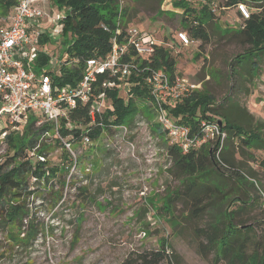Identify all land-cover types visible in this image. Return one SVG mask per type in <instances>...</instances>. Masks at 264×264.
Returning <instances> with one entry per match:
<instances>
[{
  "label": "trees",
  "instance_id": "1",
  "mask_svg": "<svg viewBox=\"0 0 264 264\" xmlns=\"http://www.w3.org/2000/svg\"><path fill=\"white\" fill-rule=\"evenodd\" d=\"M130 1L143 3L142 0ZM147 1L151 3L149 9L154 11L155 18H170L166 17V12L160 8L161 0ZM209 1L211 0H202L200 5L190 6L188 3L193 1L174 0L175 5L183 8L181 29L199 40L195 58L200 55L199 49L209 42L207 26H215L219 18L212 12ZM214 1L219 7L226 8H233L236 2L244 1L252 10L250 16L244 19L243 27L222 30L223 35L241 36L240 43L243 47L246 46L230 61L232 74L241 79L237 87L239 90L243 83H250L255 78L251 72L256 70L258 74L260 70L259 59L253 65L254 62L250 63L247 58L255 53H261L260 57L264 54V0ZM17 2L0 0V16L9 15ZM52 3L64 10L65 17L62 21L65 23V30L71 35L70 43L64 49L66 56L61 60L63 64L59 67L60 74L55 77L56 83L59 86L75 85L83 72L84 60L88 57L104 56L111 48L112 37L121 40L125 35L131 21L128 17L129 7L122 5L121 0H52ZM139 7H134L132 11L141 8ZM104 26L107 29H104ZM46 40L45 35L40 38V42ZM48 57L47 53H41L33 64L42 66ZM71 60L75 63L67 65L66 62ZM141 64L162 69L170 75L176 70L175 56L163 46L156 47L153 54L141 60ZM143 75L144 72H141V75L132 74L125 93L120 92L117 87L106 88L109 104L100 117H97L94 126L87 131L92 140L101 134L111 135L119 131V125H131L132 117L137 111V101L149 102ZM226 99L230 105H217L214 96L202 88L192 91L168 107L171 115L193 129L197 128L201 118L220 121L227 137L218 157L210 145L183 150L176 144H166V156L170 161L167 171L180 181L182 187L168 189L165 201L167 208L173 207L176 202H187L189 212L195 217H200L212 209L213 217L203 227L196 229L199 239L196 249L203 258L212 254L213 264H264V204L261 194V191H264V181L258 183L259 178H256V173L250 167L245 168L242 160H236L234 155H227L240 148L242 157L255 159L250 155L251 149L264 152V121L253 120L254 117L247 109L240 107L239 103L231 100L229 96ZM87 111L88 104H77L69 113L68 122L71 125L65 124L67 120L61 122V135L73 144L80 142L88 127ZM212 114L220 117L215 118ZM99 121L101 124H98ZM32 122L33 119L29 117L21 130L6 135L7 150L0 158V226L8 228L12 225L18 228L15 233L8 231V238L15 245H28L38 233L47 232L48 227L36 221V209L43 203L50 202L52 207L58 204L63 199L65 187L76 190L82 199L89 198L86 193L87 186L82 185V181L86 182L89 178L87 173L81 175L79 185L73 180L68 182L71 175L68 177V156L63 149L60 155L51 160L46 158L48 148H44L41 141L35 150L36 154L45 157L44 160L30 154V149L35 147L40 136L39 131L32 129ZM55 139L60 145L58 138ZM259 166L260 176L264 178V155ZM248 177L253 178V181ZM75 178L77 177L71 176V179ZM248 186L249 192L253 191L251 204L259 201L261 208L259 219L249 223L244 219H236L235 210H231L238 200L243 203L249 200L246 192L242 194L243 189ZM241 195H246L247 198L244 200ZM38 197L41 201L39 205L35 204L34 210V205H29V199ZM209 204L210 208L205 211ZM242 206L237 210H242ZM24 219L26 224H23ZM168 246L167 240L162 238L158 248L139 253L138 257L142 263L154 264L165 259L166 264H175L167 254Z\"/></svg>",
  "mask_w": 264,
  "mask_h": 264
},
{
  "label": "rangeland",
  "instance_id": "2",
  "mask_svg": "<svg viewBox=\"0 0 264 264\" xmlns=\"http://www.w3.org/2000/svg\"><path fill=\"white\" fill-rule=\"evenodd\" d=\"M142 1L136 4L122 0V5L131 10H128L131 21L127 27L134 25L141 30H155L154 36L167 43V49L176 55V65L181 73L200 83V88L195 91L207 89L217 105L223 107L230 105L226 99L229 96L247 109L253 120L264 121V54L260 57L261 53H255L247 58L250 63L254 62L253 65L259 59L260 70L258 74L256 70L251 72L255 78L250 83H243L239 90L241 79L232 74L230 67L233 57L246 47L240 43L241 36L222 34V30H230L240 24L233 10H228L232 13L226 15L229 19L220 13V21L215 26H207L209 42L199 49L200 55L195 58L194 45L179 48L177 53L178 48L175 50V43L170 41L171 35L181 29L183 8L175 5L174 0H161L159 6L166 12L165 16L172 17V20L165 21L168 28L164 30L163 23L145 12L143 5L146 1ZM195 2L200 5L202 0ZM188 4L193 5L191 2ZM39 6L49 16L40 23L41 31L49 36V41L40 49L48 50L60 62L66 56L64 49L70 43L71 35L65 30L63 21L56 23L54 19L63 17L65 12L52 0H42ZM137 6L141 8L132 11ZM158 130L155 112L149 102L137 101V111L128 132L118 139L109 141L112 140L110 135L101 134L84 149L80 142H75L73 146L80 154L78 164L70 174L77 178L71 179L68 173V182L73 180L79 185L81 175L87 173L89 178L82 181V185L87 186L89 198L82 199L76 190L69 187L63 189V199L53 207L49 202L36 209L35 204L40 203V198H30L29 205L36 209V221L48 227L47 232L38 233L28 245H15L8 238V231L15 233L18 228L0 226V264H149L142 263L138 254L158 248L162 238L167 240L169 246L166 251L175 264H213L212 254L203 258L196 249L199 240L196 229L213 217L212 209L195 217L189 212L187 202H176L167 208L165 195L168 189L182 186L167 171L170 166L166 156L168 142L165 134ZM42 142L43 147L48 148L47 158L53 160L61 154V147L55 139L47 137ZM107 142H112V146H106ZM128 142H132L133 147ZM2 147L7 150V144ZM249 152L255 159L242 157L240 148L227 155L242 160L244 167H250L259 178L257 182L261 183L264 178L260 176L259 163L264 152L256 149ZM248 179L253 181L251 177ZM243 190L242 194L247 193L250 201L243 203L238 200L231 210H235L236 219L249 223L259 219L261 208L259 201L251 204L253 191L249 192V186ZM241 196L244 200L247 198L246 195ZM241 205L244 208L237 210ZM206 207L205 211L210 204ZM25 219L23 224H26ZM154 264H166V260L161 259Z\"/></svg>",
  "mask_w": 264,
  "mask_h": 264
},
{
  "label": "built area",
  "instance_id": "3",
  "mask_svg": "<svg viewBox=\"0 0 264 264\" xmlns=\"http://www.w3.org/2000/svg\"><path fill=\"white\" fill-rule=\"evenodd\" d=\"M17 1L9 15L0 16V158L5 152L2 145L6 144V135L21 130L30 117L33 119L32 129L39 131L40 135L38 143L30 149V154L44 160L45 157L36 154L35 149L47 137L58 138L61 149L68 156V173L71 175V170L78 164L80 153L73 146V142L61 135L59 128L62 120H67L65 124L70 126V111L77 104H88V127L82 134L80 143L83 149L90 146L92 138L87 131L94 126L97 117H100L109 104L106 88L117 87L120 92L125 93L130 85L129 77L132 74L141 75V72H144L142 80L149 94V104L155 112L156 123L165 134L167 142L176 144L183 150L210 145L218 157L227 137V132L218 120L201 118L197 128L193 129L168 112L169 106L199 89L200 83L177 70L170 75L162 69L141 64V60L153 54L156 47L167 48V43L159 41L148 30L129 26L121 40L112 37L111 48L104 56L88 57L84 60L83 72L75 85L59 86L55 77L60 74L59 67L63 63L56 61L48 50L40 49L49 41L47 33L40 29L42 19L49 17L39 6L42 0ZM209 5L212 12L219 17L222 10H233L240 22L239 26L234 28L243 27L244 19H247L252 11L244 1L236 2L233 8L219 7L214 0L209 1ZM64 17L54 20L58 23ZM104 29L107 27L104 26ZM44 35L47 40L40 42ZM175 37L176 40L170 41L175 43V50L178 48L177 53L182 46L199 43V40L192 38L183 29L176 30ZM41 53H47L48 60L42 66H35L33 61ZM66 63L71 65L75 61ZM118 127L120 130L112 133V140L109 141H114L128 132L129 127ZM128 144L133 147L132 142ZM105 145L112 146V142ZM261 194L264 204V191H261Z\"/></svg>",
  "mask_w": 264,
  "mask_h": 264
},
{
  "label": "crops",
  "instance_id": "4",
  "mask_svg": "<svg viewBox=\"0 0 264 264\" xmlns=\"http://www.w3.org/2000/svg\"><path fill=\"white\" fill-rule=\"evenodd\" d=\"M144 1H146V4H144L143 5V7H144V9H146L145 10V12H147V13H151V16L152 17H154L153 15H154V11H152V10H150L149 9V6H150V2H148L147 0H144ZM170 1V0H169ZM133 2V1H132ZM145 3V2H144ZM191 3H193V5H197V2H195V1H193V2H191ZM142 10V9H141ZM142 11H144V10H142ZM232 11V10H231ZM231 11H225V10H222L220 13H224L225 14V16L226 15H228V12L229 13H231ZM232 14V13H231ZM147 15V14H146ZM167 17V16H166ZM221 15H220V17L218 18V22L220 21V19H221ZM227 17V16H226ZM155 18V17H154ZM169 18V17H168ZM158 21V22H160V23H163L164 25H163V27H165L164 28V30L166 29V28H168V25H167V23L165 22L166 20H167V18H164V17H159V18H155V21ZM168 20H172V17H170ZM149 31L150 32H152L153 34H155V30H152V29H149ZM172 36V39H174V40H176V37H175V32L173 33V35H171ZM166 38V40H168V37H165ZM158 39V38H157ZM159 40V39H158ZM159 41H162V40H159ZM163 42V41H162ZM198 45V44H197ZM197 45H194L195 46V48H196V51H197ZM185 46H182L181 48H184ZM186 47H188V46H186ZM170 51V50H169ZM196 54V53H195ZM175 57H176V55H175ZM176 70L177 71H179L180 73H181V71L177 68V65H176Z\"/></svg>",
  "mask_w": 264,
  "mask_h": 264
},
{
  "label": "water",
  "instance_id": "5",
  "mask_svg": "<svg viewBox=\"0 0 264 264\" xmlns=\"http://www.w3.org/2000/svg\"><path fill=\"white\" fill-rule=\"evenodd\" d=\"M218 123L220 124L221 122H220V121H218Z\"/></svg>",
  "mask_w": 264,
  "mask_h": 264
}]
</instances>
